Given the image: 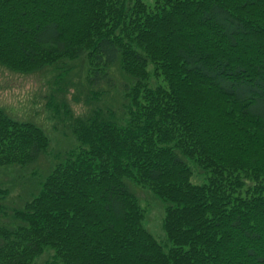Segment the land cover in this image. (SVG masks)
I'll return each mask as SVG.
<instances>
[{"label": "trees", "instance_id": "trees-1", "mask_svg": "<svg viewBox=\"0 0 264 264\" xmlns=\"http://www.w3.org/2000/svg\"><path fill=\"white\" fill-rule=\"evenodd\" d=\"M0 66L51 73L70 140L0 107V169L36 166L0 186V264H264V0H0Z\"/></svg>", "mask_w": 264, "mask_h": 264}, {"label": "rangeland", "instance_id": "rangeland-1", "mask_svg": "<svg viewBox=\"0 0 264 264\" xmlns=\"http://www.w3.org/2000/svg\"><path fill=\"white\" fill-rule=\"evenodd\" d=\"M142 1L152 6L153 0ZM50 77V72L45 74H43V72L23 74L0 66V107H3L12 116L18 119L33 122L43 128L51 141V153L67 147L70 140L65 137V133L63 132V130L67 131V129L52 118L51 110L47 109L45 106L47 101L45 98L46 95L52 93V90L48 89L49 83H47ZM74 89L76 88L71 86L69 90L66 91V100L74 112H83L85 110L84 105L82 103H76L73 99ZM49 98H55L57 100L59 99V93L55 91L48 99ZM58 127L59 129H57ZM49 156L50 155L43 157L41 163L37 166H42L47 163V167L49 164L48 159H50ZM34 168H36L35 165L32 169H21L19 167L6 170L0 169V186L3 188L8 187L9 189L13 186L10 190L12 199L14 200L19 199L20 195L27 196L33 182L27 181L24 177V173H26V171L31 172ZM190 181L194 183L201 182L196 171H194L193 175L190 177ZM135 192L141 202L140 205L143 209V213L145 214L146 228L152 232L154 238L160 244L167 245L168 241L162 228V204L147 190L137 187L135 188ZM45 260L46 254H43L36 259L34 264H43Z\"/></svg>", "mask_w": 264, "mask_h": 264}]
</instances>
